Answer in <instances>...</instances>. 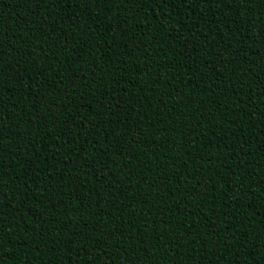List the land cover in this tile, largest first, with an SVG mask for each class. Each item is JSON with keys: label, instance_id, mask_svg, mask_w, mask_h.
I'll return each instance as SVG.
<instances>
[{"label": "trees", "instance_id": "trees-1", "mask_svg": "<svg viewBox=\"0 0 264 264\" xmlns=\"http://www.w3.org/2000/svg\"><path fill=\"white\" fill-rule=\"evenodd\" d=\"M0 264H264V0H0Z\"/></svg>", "mask_w": 264, "mask_h": 264}]
</instances>
